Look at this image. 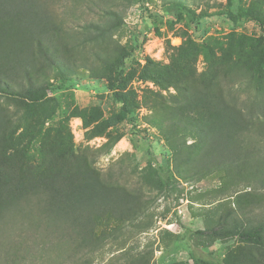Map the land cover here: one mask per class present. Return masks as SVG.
Wrapping results in <instances>:
<instances>
[{"label":"trees","instance_id":"obj_1","mask_svg":"<svg viewBox=\"0 0 264 264\" xmlns=\"http://www.w3.org/2000/svg\"><path fill=\"white\" fill-rule=\"evenodd\" d=\"M59 1L0 0V98L5 100L0 102V233L7 230V222L26 220L34 230L44 228L43 232L50 231L66 242L69 263L89 264L73 258L74 252L86 249L94 254L114 237L120 224L135 222L144 214L147 200L142 191H132L101 174L89 150L79 154L49 145L41 160L33 162L28 148L20 143L24 122L48 98L53 81L71 82L79 70L107 79L109 90L123 103L116 121L134 122L124 93V62L129 53L120 45L114 48V56L108 47L103 53L97 50L107 37L125 27V17L109 11L108 22L88 23L76 32L67 29L66 21L56 13L54 3ZM72 1L98 6L97 0ZM139 2L149 11L151 0ZM171 4L178 21L188 19L195 29L199 26L201 38L207 36V21L199 23L197 13L184 2ZM246 12L261 22L264 0H253ZM193 52L197 53L181 55V63L175 60L177 66L155 71L157 83L175 91L168 102L164 95L154 94L155 126L178 157L168 171L160 163L150 164L142 184L167 193L177 176L184 178L185 164L193 166L192 173L200 179L223 176L225 193L243 184L264 190V72L259 67L263 60L248 56L251 51H241L239 58L231 51H221L220 56L215 51L199 74L191 65ZM124 136L117 132L111 137L108 153ZM189 139L194 143L188 145ZM149 151L152 154L150 147ZM252 191L236 190L230 196L242 195L236 205L210 216L206 229H187L179 236L194 264H264V195ZM216 242L238 243V251L224 259L196 251ZM5 245L0 237V253ZM150 258L140 257L132 264H150Z\"/></svg>","mask_w":264,"mask_h":264},{"label":"rangeland","instance_id":"obj_2","mask_svg":"<svg viewBox=\"0 0 264 264\" xmlns=\"http://www.w3.org/2000/svg\"><path fill=\"white\" fill-rule=\"evenodd\" d=\"M151 1L153 9L149 11L144 10L139 0H97V7L72 0L54 3L56 13L66 21V28L76 32H81L88 23L108 22L109 11L125 17V27L107 37L97 50L103 53L108 47L111 51L107 52L114 56V48L120 45L129 53L124 62L127 80L124 93L133 111V123L116 121L123 103L109 90L107 79L93 78L86 70H79L71 82L53 81L48 98L28 115L19 132L20 143L28 148L33 162L41 160L49 145L63 146L79 154L89 150L94 166L107 179L114 178L132 191L143 192L146 208L137 221L120 224L114 229V237L107 239L94 254L86 249L73 251V258L87 260L89 264H132L145 256L152 257L150 264H194L187 245L178 240L185 230L206 229L210 216L237 204L242 195L230 197L236 190H253L264 195L260 187L247 188L245 184L222 192L223 176L200 179L192 173L193 166L185 164L184 178L177 176L174 187L167 193L159 194L142 184L150 164L156 167L160 163L168 171L174 168L178 157L155 126L158 115L151 108L154 94L164 95L168 102L169 94L175 93L157 83L154 78L157 69L176 65L175 60L181 63V55L197 51L193 52L191 65L200 74L207 68V58L212 52L220 56L223 51H231L234 58H239L241 51H251L247 55L256 61L263 60L259 67L264 72V15L258 22L246 12L253 0ZM177 1L189 5L197 13L199 23L207 21L206 37L201 38L199 26L195 29L188 19L177 20L171 7ZM2 101L5 100L0 98ZM117 132L125 136L108 153L111 137ZM192 143L189 139L187 144ZM20 220L7 222V230L0 233L7 244L0 253V264H71L66 242L50 231L43 232L44 228L36 231L26 220H22L25 223ZM238 245L216 242L196 251L204 257L224 259L229 252L238 251Z\"/></svg>","mask_w":264,"mask_h":264},{"label":"built area","instance_id":"obj_3","mask_svg":"<svg viewBox=\"0 0 264 264\" xmlns=\"http://www.w3.org/2000/svg\"><path fill=\"white\" fill-rule=\"evenodd\" d=\"M149 8H150V9H153V6L149 5Z\"/></svg>","mask_w":264,"mask_h":264}]
</instances>
